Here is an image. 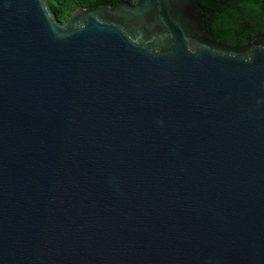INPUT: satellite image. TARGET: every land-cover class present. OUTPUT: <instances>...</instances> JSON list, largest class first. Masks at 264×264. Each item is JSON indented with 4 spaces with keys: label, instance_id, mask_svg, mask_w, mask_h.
<instances>
[{
    "label": "water",
    "instance_id": "obj_1",
    "mask_svg": "<svg viewBox=\"0 0 264 264\" xmlns=\"http://www.w3.org/2000/svg\"><path fill=\"white\" fill-rule=\"evenodd\" d=\"M51 2L0 0V264H264V33Z\"/></svg>",
    "mask_w": 264,
    "mask_h": 264
},
{
    "label": "trees",
    "instance_id": "obj_2",
    "mask_svg": "<svg viewBox=\"0 0 264 264\" xmlns=\"http://www.w3.org/2000/svg\"><path fill=\"white\" fill-rule=\"evenodd\" d=\"M136 0H52L50 7L56 19L67 20L78 7L115 8L118 2ZM201 14V26L206 35L232 44H242L247 38L264 33V0H196Z\"/></svg>",
    "mask_w": 264,
    "mask_h": 264
}]
</instances>
